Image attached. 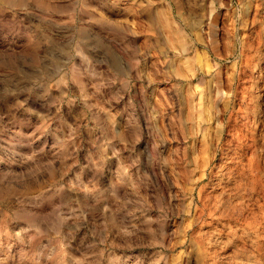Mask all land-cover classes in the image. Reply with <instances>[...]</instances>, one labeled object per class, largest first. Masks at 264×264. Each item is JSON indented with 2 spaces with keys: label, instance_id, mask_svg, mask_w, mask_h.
<instances>
[{
  "label": "rangeland",
  "instance_id": "1",
  "mask_svg": "<svg viewBox=\"0 0 264 264\" xmlns=\"http://www.w3.org/2000/svg\"><path fill=\"white\" fill-rule=\"evenodd\" d=\"M0 264H264V0H0Z\"/></svg>",
  "mask_w": 264,
  "mask_h": 264
}]
</instances>
